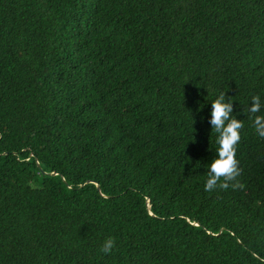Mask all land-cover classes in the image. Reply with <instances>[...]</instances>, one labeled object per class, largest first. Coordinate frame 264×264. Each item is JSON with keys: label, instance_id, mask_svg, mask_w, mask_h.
<instances>
[{"label": "trees", "instance_id": "1", "mask_svg": "<svg viewBox=\"0 0 264 264\" xmlns=\"http://www.w3.org/2000/svg\"><path fill=\"white\" fill-rule=\"evenodd\" d=\"M221 92L245 188L206 192ZM257 95L264 0H0V264H264Z\"/></svg>", "mask_w": 264, "mask_h": 264}, {"label": "clouds", "instance_id": "2", "mask_svg": "<svg viewBox=\"0 0 264 264\" xmlns=\"http://www.w3.org/2000/svg\"><path fill=\"white\" fill-rule=\"evenodd\" d=\"M251 107L247 108V113L253 120L255 131L260 138H264V115H258L264 109V103L260 96H253ZM212 130L218 133L217 158L208 165L207 180L204 185L206 192L217 190H243L245 185L240 177L243 169L237 159L238 146L241 142V131L244 123L234 115L233 103L226 99L225 92H221L217 99L211 103ZM116 247L114 237H108L101 245L100 251L105 255H110Z\"/></svg>", "mask_w": 264, "mask_h": 264}]
</instances>
